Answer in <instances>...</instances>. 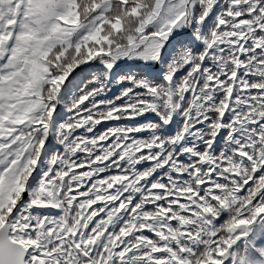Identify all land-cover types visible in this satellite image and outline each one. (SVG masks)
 Returning a JSON list of instances; mask_svg holds the SVG:
<instances>
[{
    "label": "snow or ice",
    "instance_id": "6c2138e0",
    "mask_svg": "<svg viewBox=\"0 0 264 264\" xmlns=\"http://www.w3.org/2000/svg\"><path fill=\"white\" fill-rule=\"evenodd\" d=\"M0 264H264V0H0Z\"/></svg>",
    "mask_w": 264,
    "mask_h": 264
}]
</instances>
